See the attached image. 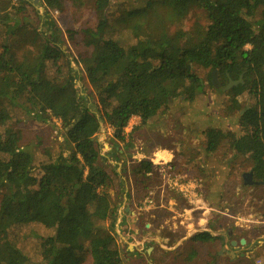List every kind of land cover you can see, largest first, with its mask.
I'll list each match as a JSON object with an SVG mask.
<instances>
[{
	"label": "trees",
	"instance_id": "trees-1",
	"mask_svg": "<svg viewBox=\"0 0 264 264\" xmlns=\"http://www.w3.org/2000/svg\"><path fill=\"white\" fill-rule=\"evenodd\" d=\"M15 1L18 7L13 0H0V25L5 27L0 53V264H32L9 235L36 223L53 230L42 239V260L36 264H78L83 252L92 264H124L114 230L111 178L100 161L96 136L105 124L114 140L124 141L133 117L145 125L175 100L193 103L205 89L196 68L217 71L223 85L241 79L226 91L235 110L240 109L242 129L231 134L230 149L248 157L254 179L264 185V0H148L121 19L137 39L128 46L108 33L114 31L107 17L111 0H92L97 24L82 31L91 53L80 62L92 90L91 105L75 87L62 32L50 16L64 11L63 0H40L48 16L42 22L46 29L32 33L20 27L16 16L27 12L29 1ZM196 12L206 26L182 29V22ZM50 62L53 75L47 71ZM245 93L254 103L240 108L238 97ZM13 108L64 131V152L40 165L38 177L32 174L33 151L21 145V132L8 126ZM205 136L209 153L228 138L216 128ZM139 170L151 174L154 166L142 160ZM191 240L222 237L204 232Z\"/></svg>",
	"mask_w": 264,
	"mask_h": 264
},
{
	"label": "rangeland",
	"instance_id": "rangeland-1",
	"mask_svg": "<svg viewBox=\"0 0 264 264\" xmlns=\"http://www.w3.org/2000/svg\"><path fill=\"white\" fill-rule=\"evenodd\" d=\"M28 1L27 12L16 14L20 19V27L25 29L27 33H32L34 30L39 32L41 28L45 31L46 28L42 25V22L48 16L39 5L40 1ZM146 1L148 0H111L112 4L107 12V17L110 25L114 28V31L110 30L108 32L111 34L112 39L117 40L123 46L134 44L137 41L133 30L128 31L122 27L121 19L124 18L127 11L144 8ZM63 2L64 11L62 13L52 12L50 16L56 28L62 32L61 46L66 52L77 77L75 87L79 94L87 99L88 105H91L94 102V100L92 102V90L80 62L91 53V48L84 44L82 31L86 28H94L97 24L93 1L81 0V4L78 6H73L71 0H63ZM12 5L18 7L15 0H13ZM196 23L202 27L206 26L204 17L200 12L190 14L182 22V29L188 31ZM10 24L11 22H9ZM4 28V25H0V53L5 40ZM47 71L49 75H53L54 69L51 62L48 63ZM196 73L204 81L205 89L202 95H199L193 103L175 100L165 114L152 118L145 125H140L139 120L132 118L125 128V137H131L132 140L136 138L140 141L139 143L136 142L135 146L137 151L146 154V158H152L154 154H159L164 160H171L179 173L189 178L200 179L205 203H207L206 200H210L209 198L212 200L215 198V204L210 207L211 210L208 214V217L210 216V220H208L210 227H213V231L216 232L220 231L221 228L225 230V233L226 230L232 229L238 232V237L241 236L240 227L246 224L244 219H247L249 208L253 212L256 211L254 218L257 222L264 221V185L255 188L254 185H244L243 176L251 172L250 160L248 157L235 156L230 149L231 134L242 133V129L239 128L237 123L240 109L239 111L235 110L231 97L221 90L226 83L224 85L220 83L217 75L220 88L215 89L210 87L209 84V76L212 74L209 70L196 68ZM238 102L240 108H242L251 106L254 100L245 93L238 97ZM9 112L11 120L8 126L18 129L21 132V145L33 151L35 161L32 174L38 177L41 172L40 165L53 160L64 152V131L59 124L52 126L36 122L20 108H13ZM210 128L220 129L227 133L228 137L212 153L206 150L205 133ZM110 137L113 138L112 129L102 124L96 136L100 149H103L101 145L103 146L104 142L110 145ZM171 153L174 154L172 158L170 157ZM156 157L158 158V156ZM252 180L259 183L254 177ZM168 192L173 198H177L178 202L182 200L175 192ZM258 198L262 200L259 202ZM177 206L179 207L180 204L178 203ZM183 208L182 203L180 210ZM168 209L170 208L166 206L164 209L157 208L155 210L168 211ZM178 217L180 215H177L176 211L171 214L166 212L161 214L159 212L157 218L160 219L158 228L161 233L168 234L172 222H179ZM206 217L202 216V220ZM199 219H201V216L198 215L194 220V227L197 230L193 232V235L198 234L203 229L202 227L198 228ZM234 223H237V227ZM116 224L117 227L119 223ZM114 230L117 231L116 228ZM139 230L146 232L143 221L140 223ZM52 234V229L36 223L12 230L9 239L28 257L32 264H36L42 260V239ZM118 234L119 232H115L124 264H147L146 260H149V258L145 250H147L149 244L144 242L141 246L142 252L133 259L128 258L125 252L126 246L120 242ZM138 235V239H141L140 233ZM192 245L191 241L189 253L182 256L183 261L190 262L197 256L190 253V251H193ZM158 250L159 256L164 257L165 253L163 254L160 248ZM77 260L78 264H92L88 252L78 254ZM219 264H223L220 258ZM233 264H264V245L261 251H256L249 257L239 255L235 258Z\"/></svg>",
	"mask_w": 264,
	"mask_h": 264
},
{
	"label": "crops",
	"instance_id": "crops-1",
	"mask_svg": "<svg viewBox=\"0 0 264 264\" xmlns=\"http://www.w3.org/2000/svg\"><path fill=\"white\" fill-rule=\"evenodd\" d=\"M133 119L140 121L138 117H133ZM110 138V145L105 142L103 146L101 145L103 149L101 148L100 150V161L111 178L109 193L116 208V223H119L117 227L115 223L117 230L115 232H119L120 242L125 244V252L128 258L131 257L133 259L142 252V247L133 242L136 239L149 244V247L145 250L149 258V260H146L147 264H219V258L223 264H233L235 258L239 255L249 257L256 251H261L264 245V221L257 222L254 218L256 211L253 212L251 208L247 212V219H244L246 224L240 227L241 236L237 237L238 232L232 229L226 230V233L221 228L218 232L213 231V227H210V223H208V220H210L208 214L211 210L210 207L215 204V198L213 200L209 198V201L206 200L207 203L204 201V207L201 212H204V216L207 217L204 220H198V225L203 228L199 233L208 232L213 237L220 236L222 241H192L191 239L195 235H193L191 227L195 222L188 220L189 204L182 200L178 202L177 198H173L168 191L163 189L160 176L155 172V169L153 173L146 175L139 170V163L147 157L146 154L137 151L135 145L136 142L139 143L140 141L136 140V138L132 140L131 137H125L124 141ZM173 155L171 153L170 157L172 158ZM262 186L261 183H257L254 188ZM156 187H158L154 191L156 199L162 198L170 209L168 211L152 209L143 212L139 209V206L146 199L148 193ZM257 200L260 202L262 199L258 198ZM178 203L180 206L183 203L184 208L182 210H180V206H177ZM173 211H176L177 215L186 219L183 222L184 225L180 227L177 222H172L168 234H162L158 228L160 219L157 217L159 212L161 214L165 212L171 214ZM141 221L144 222L146 232L139 230ZM234 225L237 227V223H234ZM138 233H140L141 239H138ZM191 241L193 251H190V253L197 256L190 262H187V260L183 261L182 256L189 253ZM241 241H243V244H241ZM159 248L163 254L165 253L164 257L159 256Z\"/></svg>",
	"mask_w": 264,
	"mask_h": 264
},
{
	"label": "built area",
	"instance_id": "built-area-1",
	"mask_svg": "<svg viewBox=\"0 0 264 264\" xmlns=\"http://www.w3.org/2000/svg\"><path fill=\"white\" fill-rule=\"evenodd\" d=\"M108 148V146H106ZM149 163L154 166L155 172L160 176V181L163 189L166 191L175 192L184 202L189 205V217L188 220L194 221L197 216H204V212L201 209L204 207L203 190L200 179H191L186 175L179 173L172 163L171 160H164L163 158L158 159L156 154L152 158H145ZM166 207L165 202L162 198L156 199L154 191H150L146 199L141 203L139 209L142 211L152 209H164ZM201 212V213H200ZM178 225H184L183 222L186 220L183 217H178ZM120 222V221H117ZM201 227L198 225V228ZM191 230L195 232L197 229L192 225ZM139 246H142L144 241H134Z\"/></svg>",
	"mask_w": 264,
	"mask_h": 264
},
{
	"label": "water",
	"instance_id": "water-1",
	"mask_svg": "<svg viewBox=\"0 0 264 264\" xmlns=\"http://www.w3.org/2000/svg\"><path fill=\"white\" fill-rule=\"evenodd\" d=\"M36 1H40V0H36ZM211 76H212V85L214 86L215 89H219L220 88V84H219V82L217 80V71H213ZM239 83H241V79H239L237 82L229 81L228 84L224 88H222L221 90L223 92H226V91L230 90L233 86H237ZM252 178H253L252 172H250L248 174H245L243 176L244 185H250L251 186V185L257 184L256 182H254L252 180ZM241 244H243V241H241Z\"/></svg>",
	"mask_w": 264,
	"mask_h": 264
},
{
	"label": "bare ground",
	"instance_id": "bare-ground-1",
	"mask_svg": "<svg viewBox=\"0 0 264 264\" xmlns=\"http://www.w3.org/2000/svg\"><path fill=\"white\" fill-rule=\"evenodd\" d=\"M156 156H158L159 159H160V158H163V157H160L159 154H157Z\"/></svg>",
	"mask_w": 264,
	"mask_h": 264
},
{
	"label": "flooded vegetation",
	"instance_id": "flooded-vegetation-1",
	"mask_svg": "<svg viewBox=\"0 0 264 264\" xmlns=\"http://www.w3.org/2000/svg\"><path fill=\"white\" fill-rule=\"evenodd\" d=\"M228 84V83H227Z\"/></svg>",
	"mask_w": 264,
	"mask_h": 264
}]
</instances>
